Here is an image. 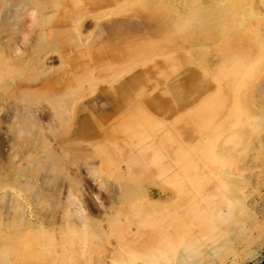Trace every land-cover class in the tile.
<instances>
[{"label":"rangeland","instance_id":"374dc122","mask_svg":"<svg viewBox=\"0 0 264 264\" xmlns=\"http://www.w3.org/2000/svg\"><path fill=\"white\" fill-rule=\"evenodd\" d=\"M251 3L238 28L237 0H0V264L138 263L126 235L152 221L143 209L195 191L194 146L220 111L200 99L221 76L205 75L204 60L250 31ZM37 55L47 70L29 69ZM7 103L26 106L28 121ZM177 152L192 179H174Z\"/></svg>","mask_w":264,"mask_h":264},{"label":"bare ground","instance_id":"6f19581e","mask_svg":"<svg viewBox=\"0 0 264 264\" xmlns=\"http://www.w3.org/2000/svg\"><path fill=\"white\" fill-rule=\"evenodd\" d=\"M251 2L254 14L250 31L235 38L231 47H221L220 54L204 60L205 75L212 71L221 73L214 85L216 92L213 91L218 92L219 97L211 94L213 87L205 79L200 99L208 101L207 106L210 101L219 99L220 111L215 131L203 134L201 144L198 148L194 146L195 156L201 159L193 175L197 179L195 191H190L193 193L190 199H175L178 194L175 191L174 200H153L143 209V214L153 209L152 221L142 223L136 231H127L126 235V243L131 240L137 243V264H241L256 262L262 256L264 225L257 220L255 199H264V0ZM241 3L242 0H237L238 28L244 23ZM227 23L228 16L223 11L222 28ZM28 65L30 70L48 69L40 55L32 57ZM210 95L216 99L211 97L210 100ZM25 101L31 102L29 97ZM64 101V95L52 101L58 121ZM6 107L13 112V120L18 124L28 121L30 113L26 106L18 108L7 103ZM214 110L219 109L212 112ZM18 126L14 125L17 129ZM43 153L48 158L53 154L50 149ZM172 156L174 179H192L184 172L180 153ZM37 158H31L36 159L33 167L38 164L43 168ZM125 185L120 189L123 191L126 187L124 194L121 192L123 197L130 192ZM107 264L122 262L111 257Z\"/></svg>","mask_w":264,"mask_h":264},{"label":"trees","instance_id":"16d2710c","mask_svg":"<svg viewBox=\"0 0 264 264\" xmlns=\"http://www.w3.org/2000/svg\"><path fill=\"white\" fill-rule=\"evenodd\" d=\"M255 264H264V256H263L262 260L259 263H255Z\"/></svg>","mask_w":264,"mask_h":264},{"label":"crops","instance_id":"0c3cea01","mask_svg":"<svg viewBox=\"0 0 264 264\" xmlns=\"http://www.w3.org/2000/svg\"><path fill=\"white\" fill-rule=\"evenodd\" d=\"M262 256H264V252L262 253ZM262 256H261V258H260V261H261V260H262V258H263ZM260 261H259V262H260Z\"/></svg>","mask_w":264,"mask_h":264},{"label":"water","instance_id":"95a60500","mask_svg":"<svg viewBox=\"0 0 264 264\" xmlns=\"http://www.w3.org/2000/svg\"><path fill=\"white\" fill-rule=\"evenodd\" d=\"M260 261V260H259ZM255 263H257V262H253V264H255Z\"/></svg>","mask_w":264,"mask_h":264}]
</instances>
